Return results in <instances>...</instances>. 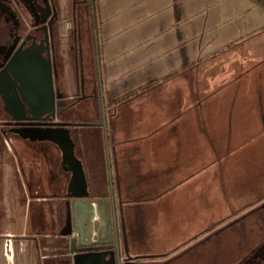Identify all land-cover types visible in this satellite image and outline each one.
I'll return each mask as SVG.
<instances>
[{"label":"crops","instance_id":"obj_1","mask_svg":"<svg viewBox=\"0 0 264 264\" xmlns=\"http://www.w3.org/2000/svg\"><path fill=\"white\" fill-rule=\"evenodd\" d=\"M220 1L200 0L199 12L202 8L200 14L205 26L200 37L212 33L214 28L208 29V20ZM249 1L250 4L244 0H225L226 12L218 8L215 20L220 30L216 36L218 44L213 47H216L214 51L222 49L217 61L223 64L216 76L211 78L207 72V76L201 77L200 100L195 103L184 98L181 88L183 99L176 96L174 105L162 108L166 95L162 96L161 89L145 91L144 88L165 82L162 79L169 75L168 81L183 78L188 86L193 85L194 57L203 58L206 52L213 51H207L208 45L199 46L194 56L197 50L193 47L191 29L196 0H98L103 24L100 28L105 36L102 52L107 59L101 74L103 92L107 100L118 101L119 96L111 90L121 87V96L138 94L131 98L135 106L136 100L144 102L138 108L131 104L137 112H118L116 121L112 117L110 134L115 141H110L108 152L99 141L98 125L94 121L80 123L78 127L91 139L81 135L75 155L83 163L90 197L113 198L112 209L120 239L124 235L123 208L129 204L131 223L125 226L124 218V230L128 252L133 257L168 253L175 261L185 259L202 242L225 235L227 229L259 215L263 209L255 207L241 216L234 213L236 218L226 225L229 221L224 216L225 185L235 192H247L261 185L264 194V9ZM242 3L246 4L245 8ZM164 39L168 45L163 44ZM183 51L185 56H179ZM167 58H174L170 69L166 73L158 72L156 79L147 81L145 70L163 68ZM210 62L202 59L198 65L204 70ZM133 63L144 73L142 76H139L141 71L128 67ZM191 90L192 87L186 89V95ZM148 93L161 95L158 100L143 98ZM81 115L96 117L91 112ZM128 133L134 141L124 140ZM102 153L104 157L100 158L98 155ZM40 166L41 173L47 171L48 176L42 181L34 179V188L44 189L52 197L54 186L48 181L51 164L44 162ZM60 168L64 172L62 187L67 190L71 172L63 169L61 158ZM151 175L157 177L158 184L150 183ZM150 188H154L149 195L154 202L144 204L143 207L150 209L143 208L147 213L142 218L141 208L131 200H135L133 196H146ZM243 203L249 202H234L237 206L246 205ZM214 216L218 217L217 221H212ZM29 222L24 230L26 234L44 235L39 220L35 221L36 226ZM263 244L264 239L253 244L256 248L251 247L250 254ZM149 245L157 251L148 254ZM133 247L140 250L133 252ZM70 255L73 256L71 252Z\"/></svg>","mask_w":264,"mask_h":264},{"label":"rangeland","instance_id":"obj_2","mask_svg":"<svg viewBox=\"0 0 264 264\" xmlns=\"http://www.w3.org/2000/svg\"><path fill=\"white\" fill-rule=\"evenodd\" d=\"M60 1L62 10L60 42L62 45V54L65 61V74L61 79L60 85L66 91V96H78L77 93L80 89V76L81 73H83L85 79L84 84L86 97L82 101L78 100L79 102H77V108L80 109V111L82 110L81 112H91L93 114L94 112H97L95 113L96 117L90 116L88 119L93 120L98 125L99 130L97 131L100 134L99 141L104 143L106 151L108 152L107 148L109 147L110 141H115L114 137L110 134L111 127L113 126V124H111L112 117L114 116V120L116 121V118L119 116L120 112H137L133 109H135V107L138 108V106L141 107L144 101L136 100L135 104H137V106L133 104V99H127L123 101L128 96H126V94L121 96V87H113L111 90L113 95L119 96L120 99L118 98V101H116V99H112L111 101L107 100L106 94L104 92L99 98L91 97V95L94 93L92 88L95 82L93 80V76L95 74V62L100 58V64L105 67L107 59L104 57L102 51L98 57L94 54L91 41L90 20L87 9L84 6V0ZM244 1L250 4L249 0ZM200 5V0H196L194 5V28L191 29L194 33L193 47L195 50H197L195 51L194 56L198 53V49L204 45H208L206 47L207 51H213H209L208 53L206 52V55L204 54L205 56L203 58H201V56H198V58L194 57L193 85L190 84V86H188L185 79L183 78L181 80L173 79L168 81L169 78L166 79L165 77L162 79V82H165H158L154 87L151 88H160L162 96L166 95V99L162 101V108H166L171 104L174 105V99L176 96L183 99L181 95V88L183 90L184 98L186 96V98H190L191 101H195L196 103V100H200L201 97L199 95L201 77L203 75L207 76V72L211 78L216 76L217 72L221 68V65L223 64L217 61L218 55H222L223 53L222 49L214 51L216 47L213 46H217L218 44V38L216 36L218 34V30H220L217 28V21L215 20L217 11L219 8L222 13L226 12V2L225 0L220 1L216 4V7H219L213 9V15L211 14V18L208 20L210 26L208 25L207 27L208 29H214L212 33L208 36L206 35L205 38L200 37L203 29L205 28L204 22L202 21V15L200 14L202 8L199 12ZM242 7L245 8L246 4L242 3ZM163 22L164 20L162 21V24ZM103 32L105 33L104 29ZM100 41L104 48L105 36L102 34V32ZM163 44L168 45L167 39H164ZM179 56L184 57L185 52L183 51L179 53ZM202 59L211 61L209 66H207L209 68L202 70L201 66L198 65L202 63ZM173 60L174 58H167V60L162 63L163 68L156 67L155 69L145 70L146 80L149 81L156 79L159 74L166 73V71L170 69V66L173 64ZM76 61H78V63H76ZM128 67L130 69L134 67L132 71H141L137 63H133ZM143 74L144 73L141 71L139 76H142ZM188 76H190V73H188ZM183 77H185V75ZM191 87L193 90H191L190 93L186 95L187 91L185 92V90ZM144 95L145 94H143V98L147 97L148 99L154 98L158 100L161 94L148 93V95ZM74 100L77 99H71V101ZM131 104H133L135 107L133 108ZM196 109L200 108L196 106ZM154 110L152 112H154ZM109 112H112L110 117ZM157 112H159V109ZM199 112H201V110ZM133 121L135 120L133 119ZM136 123L137 122H134V125H136ZM115 132L117 131L115 130ZM128 135L129 136H127L124 140L129 142L134 141L132 139V134L128 133ZM5 147L6 148L4 150L0 149V264H66L69 259L72 261L73 256L71 257L70 255V249L68 248L67 243L65 245V242H67L68 239L61 237L59 231V215L63 201L53 199L52 197L42 199L38 196H32L29 195L27 190V185L33 183L29 173L30 166H32L33 169L32 177H34V179L42 181L43 178L48 176L47 171H43V174L41 173L42 167L40 166V163L46 162V159H42H44V155L49 154L51 155L50 164L52 170H49L50 175L48 181L54 186L55 192H66L65 187H62L64 183V172L60 168L61 155L58 152V148L54 145H44V148L40 149L39 146L33 145L32 147L27 146L28 149H24L25 146L23 144H17L16 148L19 152V155L17 154L18 160H15L12 159V156L14 157V153L16 152L11 153L9 147ZM32 151H38L39 156L37 154L34 155ZM107 157H109V155H107ZM18 161H22L24 164V171L20 172V175L17 171ZM26 162L29 163L30 166ZM156 178L157 177L155 175H151L150 183H153L154 185L158 184L159 181H157ZM225 187L226 209L224 211V216L226 217L227 221L231 220L232 218L233 220L236 218H234V213H238L237 215L241 216V213L245 214L253 208H258L264 204V194L261 185L254 186L247 192H235V190L229 189V187L226 185ZM151 190H154V188L147 189L146 196H133L132 198L135 200H131L136 201L135 204H137V207L141 208V211L139 212L142 214V218H144V214L147 213V211H144L143 208H149L143 207L144 204H147L146 206H148V204L151 205L154 202V198L149 196L152 193ZM245 195L247 197H245ZM142 199L144 200L141 201ZM245 200L249 202L247 204L243 203L246 205L237 206L235 205L236 203L234 204V202ZM128 205L129 204H125V207L123 208V219L125 218V226L127 225V227L131 223L132 215L129 211L130 207ZM229 206H233V209L231 208L230 211L228 210ZM261 210L259 215L252 217L250 216L245 221L243 220V222L240 224L234 225L233 227L227 229L225 235L220 234L219 236L202 242L200 248L196 250L194 254L192 252L188 253L186 254L185 259H179L169 264H264V244L262 246H258L257 249H255L256 247L253 245L261 242V240L264 239V207ZM139 212L137 213L139 214ZM149 214L152 216V213ZM219 215V218H222V214L220 213ZM40 216L43 218L42 228H44H41V231H44V235L41 237H32L26 234L24 230L26 228L27 221H30L29 223L31 225L36 226L35 221H40ZM217 220L218 217H215L212 221ZM230 222L232 221L227 222L226 225H229ZM29 231H32V229H29ZM251 247H255L254 254H250L249 252ZM138 250H140V247H133V252ZM122 251L124 252V248ZM147 251L148 254H151L157 250L155 248L152 249V247L149 245ZM167 256H169V254H167ZM164 258L167 259V257Z\"/></svg>","mask_w":264,"mask_h":264},{"label":"flooded vegetation","instance_id":"obj_3","mask_svg":"<svg viewBox=\"0 0 264 264\" xmlns=\"http://www.w3.org/2000/svg\"><path fill=\"white\" fill-rule=\"evenodd\" d=\"M61 17L62 10L60 0H0V149L4 150L6 148L5 146H7L9 147L11 153L16 152L14 153V157L12 156V159L18 160L19 152L16 148L17 144H23L25 146L24 149H28L27 146L32 147L33 145L39 146L40 149H43L44 145H54L58 148L56 144L51 142L33 139V137L41 136L50 130L58 128V124L52 125L47 119H41L39 121L30 120L29 108L26 104H23L24 119L21 121L14 120L13 117L5 110L1 87L2 91H8V87L6 86L7 76L10 78L12 83L16 81V78L10 72L9 65L17 58L28 60V58H30V56L32 57V55L38 58L42 63L41 73L43 75L41 79L43 82L44 79L46 81L48 80V77L45 75L48 72V67L50 68L54 91L56 94L61 93L63 95L61 99H57V103L60 104L56 108V112L59 114V117L54 119L52 122L66 124L65 127L69 128L71 137L75 144L74 151H76L78 140L81 135L83 138L86 135L88 139H91L87 135V132L81 129L80 126L78 127L80 123L93 122V120L88 119V117L82 116L81 114L84 112H81L82 110L80 111V109L77 108V102L82 101L86 97L84 84L85 79L83 73H81L80 76V89L77 93L78 96H66V91L60 85L61 79L65 74V61L62 54V45L60 42ZM76 63H78V61H76ZM93 80L95 81L92 88L94 93L91 95V97L99 98L100 95H103V86L99 82L96 73L93 76ZM75 98L77 100L71 101V99ZM95 113L97 112H94V114ZM58 150L62 159V152L59 148ZM32 153L39 156L38 151H32ZM44 156L45 157L42 160L46 159V162L49 164L51 155L47 154ZM98 156L103 158L104 154L102 153ZM17 171L19 172V175L20 172L24 171V164L22 161H18ZM29 173L33 182L32 184L27 185L29 195L38 196L42 199L49 198L50 196H48L47 191L44 189H37V187L34 188L32 168H30ZM52 193L54 195L52 196L53 199L63 201L59 215V231L61 233V230L65 227L66 223L67 210L64 201L67 200V198L63 195L67 194V190L65 193H57L55 191ZM39 218L41 219L39 222L43 225L42 216ZM121 224V230L123 233H125L123 215ZM124 235L121 239L119 237L121 254L123 244H126L128 248L127 234L125 233ZM125 237L127 239V243L124 242ZM114 248L115 247L113 246L109 249ZM107 249L108 248L94 247L93 250L102 251ZM167 254L135 256V258L139 257L140 260L135 264H169L174 262L175 258H170L167 256ZM149 256L156 257L148 258ZM161 257H163V260H159ZM164 257H167V259ZM124 259L125 258H123V260ZM123 262L124 264H131L134 262V260Z\"/></svg>","mask_w":264,"mask_h":264},{"label":"water","instance_id":"obj_4","mask_svg":"<svg viewBox=\"0 0 264 264\" xmlns=\"http://www.w3.org/2000/svg\"><path fill=\"white\" fill-rule=\"evenodd\" d=\"M11 74L16 78L12 83L7 76L8 91H2L5 110L14 120L24 119V107L29 108V119L39 121L47 119L58 128L50 130L41 136L33 137L34 140L48 141L56 144L62 152V167L71 172L66 194V223L61 230V236L67 240L73 264H124L132 257L126 246L125 259L123 260L120 248L117 225L113 214V198H92L88 191L82 161L75 155L74 141L69 128L65 123H53L59 117L56 112L57 99L61 93L56 94L53 87L51 70L42 81V63L32 55L28 60L17 58L9 65ZM26 138V136H25ZM125 234V233H124ZM125 236V235H124ZM127 243L125 237L124 240ZM114 249H109L110 247ZM94 247L108 248L107 250L94 251Z\"/></svg>","mask_w":264,"mask_h":264},{"label":"trees","instance_id":"obj_5","mask_svg":"<svg viewBox=\"0 0 264 264\" xmlns=\"http://www.w3.org/2000/svg\"><path fill=\"white\" fill-rule=\"evenodd\" d=\"M251 1L253 3H255L256 5H258L259 7H261L262 9H264V0H251ZM84 6L87 9L88 17L90 20L89 22H90V30H91V41H92V45H93V49H94V54L98 57L102 51V45H101V41H100L101 20L99 17V3H98V0H84ZM96 59H98V58H96ZM95 73L98 76L99 82H101L102 65L100 64V58L98 60H96V62H95ZM168 78H170V76L166 77V79H168ZM154 86L155 85H150V86L146 87L144 90L147 91ZM136 95L137 94H132V95L126 97L123 101H125L127 99H131V98L135 97ZM263 207H264V204H262V206L256 208V210H260ZM29 233H31V232H29ZM150 257H156V256H149L148 258H150ZM133 260H134V262L131 264H135V263H137V261H140L139 257H137ZM67 264H72L71 259L68 260Z\"/></svg>","mask_w":264,"mask_h":264}]
</instances>
